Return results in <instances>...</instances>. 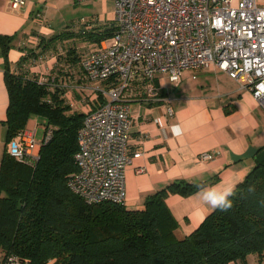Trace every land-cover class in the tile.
Listing matches in <instances>:
<instances>
[{"label": "trees", "instance_id": "1", "mask_svg": "<svg viewBox=\"0 0 264 264\" xmlns=\"http://www.w3.org/2000/svg\"><path fill=\"white\" fill-rule=\"evenodd\" d=\"M113 25L84 32V40L100 44L113 36ZM72 37L61 32L41 46L46 50ZM13 40L14 35L0 33L9 94L7 118L2 122L7 148L0 166L1 256L28 264H245L250 255L264 261V164L256 163L232 191L231 208H215L184 238L176 236L179 223L167 198L190 196L208 181L176 180L134 210L113 202L88 205L73 193L68 183L79 171L78 133L85 113L67 102L60 82L28 77L23 65L39 55L24 57L13 70L8 60ZM68 59L71 66L81 68V56L75 51H69ZM104 103L100 95L97 104ZM30 119L39 121L43 137L51 131L34 165L18 161L9 151V144L19 139Z\"/></svg>", "mask_w": 264, "mask_h": 264}, {"label": "built area", "instance_id": "2", "mask_svg": "<svg viewBox=\"0 0 264 264\" xmlns=\"http://www.w3.org/2000/svg\"><path fill=\"white\" fill-rule=\"evenodd\" d=\"M28 1L9 0V5L18 10ZM113 1L115 30L110 42L101 41L80 60L93 105H83L89 109L78 133L79 171L68 186L88 205L126 204V169L142 156L130 150L127 92L135 86L148 101L167 103L172 116V99L161 94L158 77L178 85L185 71L216 66L249 90L264 109V6L257 0ZM37 19H43L41 12ZM100 95L105 103L98 106ZM36 131L26 129L11 142L10 153L18 161H37L51 131L41 141ZM213 158V153L199 156L201 161ZM0 264L28 262L1 256Z\"/></svg>", "mask_w": 264, "mask_h": 264}, {"label": "crops", "instance_id": "3", "mask_svg": "<svg viewBox=\"0 0 264 264\" xmlns=\"http://www.w3.org/2000/svg\"><path fill=\"white\" fill-rule=\"evenodd\" d=\"M257 1L264 6V0ZM41 8L44 13L39 0H29L18 10L10 7L9 0H0V33L14 35L8 60L15 71L24 57L32 53L39 55L37 60L31 59L23 65L28 77L50 79V84L60 82L67 102L74 109H84L83 105L92 104L93 96L80 66L68 64L65 69L68 72L51 77L48 74L58 69L57 58L50 56L42 62V54L48 49L44 50L41 42L48 43L58 32L47 25L44 15L38 21L37 12ZM90 44L96 47L95 43ZM5 67L6 59L0 47V166L7 148V128L2 123L9 105ZM77 68L78 72H73ZM156 84L164 97L172 99L174 115L169 116L167 103L148 101L136 86L127 92L132 116L130 150L142 156L126 169V207L143 208L149 195L176 180L208 181L205 188L209 190L231 188L233 191L256 165V152L264 148V109L249 90L216 66L187 70L178 85L161 76ZM26 129H36V138L42 140L43 131L37 119H30ZM203 153H213L214 158L201 161L199 156ZM200 192L186 197L172 194L167 198L179 223L178 238L192 234L215 209L203 202ZM245 264H264V261L250 255Z\"/></svg>", "mask_w": 264, "mask_h": 264}, {"label": "rangeland", "instance_id": "4", "mask_svg": "<svg viewBox=\"0 0 264 264\" xmlns=\"http://www.w3.org/2000/svg\"><path fill=\"white\" fill-rule=\"evenodd\" d=\"M40 6H44V13L42 8L39 10L44 15V21H47V25L54 28L58 33L66 32L74 35V37L63 42H57L56 47L52 46L46 53H43L44 55L42 54V62L47 61L50 56H55L58 60V69L48 74L51 77L55 73L61 75L68 72L65 69L70 63L68 59L69 51H75L77 55L81 56L95 48L92 46L93 44L84 40V32L103 31L114 23L115 4L113 0L83 2L78 0H39ZM86 24L91 28L87 29ZM107 41L110 42V39ZM38 62H41V60H38ZM78 70V68L74 69L73 72L77 73ZM88 109V107L86 109L80 107L78 111L85 112Z\"/></svg>", "mask_w": 264, "mask_h": 264}, {"label": "clouds", "instance_id": "5", "mask_svg": "<svg viewBox=\"0 0 264 264\" xmlns=\"http://www.w3.org/2000/svg\"><path fill=\"white\" fill-rule=\"evenodd\" d=\"M232 194L231 188L223 191H217L216 188L211 190L203 188L201 192L198 193L204 203L211 205L213 208H220L221 210H227L232 207V202L229 199Z\"/></svg>", "mask_w": 264, "mask_h": 264}, {"label": "water", "instance_id": "6", "mask_svg": "<svg viewBox=\"0 0 264 264\" xmlns=\"http://www.w3.org/2000/svg\"><path fill=\"white\" fill-rule=\"evenodd\" d=\"M256 162L260 165L264 164V150L256 155Z\"/></svg>", "mask_w": 264, "mask_h": 264}]
</instances>
